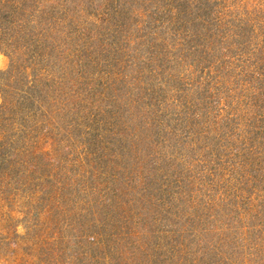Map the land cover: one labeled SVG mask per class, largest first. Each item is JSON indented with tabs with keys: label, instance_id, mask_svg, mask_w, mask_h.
I'll list each match as a JSON object with an SVG mask.
<instances>
[{
	"label": "trees",
	"instance_id": "1",
	"mask_svg": "<svg viewBox=\"0 0 264 264\" xmlns=\"http://www.w3.org/2000/svg\"><path fill=\"white\" fill-rule=\"evenodd\" d=\"M0 51L41 264H264V0H0Z\"/></svg>",
	"mask_w": 264,
	"mask_h": 264
},
{
	"label": "rangeland",
	"instance_id": "2",
	"mask_svg": "<svg viewBox=\"0 0 264 264\" xmlns=\"http://www.w3.org/2000/svg\"><path fill=\"white\" fill-rule=\"evenodd\" d=\"M8 63L7 55L0 51V70ZM49 146L44 143V147ZM28 201L25 192L15 193L9 189L0 193V264H41L36 238L51 225L39 220L38 208H31ZM28 210L30 219L25 217ZM57 231L58 226H52L49 234Z\"/></svg>",
	"mask_w": 264,
	"mask_h": 264
}]
</instances>
